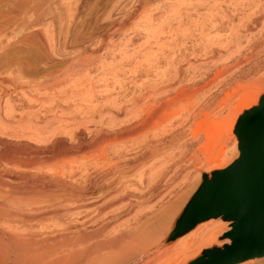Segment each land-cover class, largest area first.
<instances>
[{"label": "rangeland", "instance_id": "374dc122", "mask_svg": "<svg viewBox=\"0 0 264 264\" xmlns=\"http://www.w3.org/2000/svg\"><path fill=\"white\" fill-rule=\"evenodd\" d=\"M47 1L0 0V26H3L6 22L11 23L9 27H3L4 29L0 27V36L3 35L4 39H2L4 41H2L3 45H5V42H7L6 44H11L8 48L9 51L0 57V79L23 77L25 80L30 79L33 83H39L49 79L53 73L60 72L66 66H69V69L74 66L78 70L73 68L76 72L75 74L72 73L69 86L67 87V92L70 95L72 90L76 89L72 93L71 104H78L80 98L77 96H82V101L79 105H84L87 111L89 110L88 108H91V105H94V107L96 105L95 108H91L92 112L89 110V113H86L84 110L85 112L82 111L78 118L87 116L84 119L85 121L93 117V120L90 119L86 123L87 129L94 131V129L98 128L97 122L94 124V121L97 120L103 124L102 129L105 132H109V120L112 116L118 114L119 118H121L124 115L123 111L118 109V106L129 104V101H131L130 97L135 94L138 95L140 91L143 92L145 90L144 92H146L153 90L156 86H164L170 79L174 88L172 87L170 92L165 94L166 96L163 94L157 95V97L151 96L152 98L147 99L146 102L156 106L160 100L172 97L171 100L174 102L167 101V108L165 107L167 105H162L163 108L160 106L161 108L159 109L162 110L157 111L160 114L158 115L157 113L155 118L156 113L154 111L151 113V117L154 115L152 122L156 121L157 123H151L148 126L149 128L147 127L148 130L146 129L144 133L145 137H151L155 133L162 136L164 153L158 157V160L155 159L154 161L152 159L154 162L151 161V163L154 165L153 169L155 168V171L149 166L151 164L149 161L147 164V169L149 170L144 172L151 171V173H156L161 168L163 170L160 169L161 176L159 177H162V179L158 178V180H163L164 182L156 181V183L159 182L157 184L158 194L150 196L151 199H149V195L146 194L144 196V191L140 188L144 186L142 176L136 174L139 172L138 169H133L132 171L136 173L130 172L129 176L132 177L133 174L131 183L135 184L127 187L132 192L130 190L127 191L130 193V202L133 204L134 210L136 211L140 207L139 211L138 209L136 211L137 213L139 212V215L134 213L135 211H131L132 214H136L134 219V215L132 217L131 213H128V207L126 206L125 208L123 207L122 212H127L122 215L123 217L125 216L124 218L128 216L130 223L134 224L136 220L139 221L137 217L141 221V218L144 220L146 217H158L161 213L169 214L177 203L178 206L169 214L171 217H169L171 229L169 228V233H166L167 236L165 235L162 241L156 243L157 245L155 244L156 248L159 245V247H165L172 243H180L185 239H188L187 245L189 243L195 244L201 237L198 238L194 235L190 237L189 235L197 228L201 230L203 224L207 223L208 230L205 233L206 235L202 236V238L204 237L203 240L214 233L217 235L216 239L214 238L211 244L203 247L196 256L185 259L186 261L183 264H190L197 258L204 257L205 251L208 249L221 248L224 244L229 243L227 232L231 228L232 222L223 221L231 219L223 218L221 215L215 216V218L212 217L215 221L221 222L213 228H210L208 218L205 220L199 219L196 222L194 221V224L192 223L186 227L175 238L169 239V236L174 225L181 220L180 218L185 213L187 205L203 181L210 174L229 167L238 158L237 139L234 132L232 134L229 133V129L233 126L234 131V125L237 121H235V116L242 106L241 103L252 97L253 92L259 88V83L263 85L260 98H264V0H146V3H144V0H49L48 3ZM213 4H215V7ZM219 8L230 12H228V20L230 21L227 20L229 23L227 27L230 28V26L233 27L234 25V27H239L240 25L249 27L248 33L243 38V42H245L246 38L249 40V44L241 50L240 54L244 55L250 51L249 47L251 45H258L247 57L246 63L241 68L233 71L231 78L223 79V83H217L216 81L217 73L221 74L222 70L224 72L222 64H218L216 67L212 66L210 67L211 69L205 71L197 66V63L203 60L202 57L204 58L203 53L206 49L203 44L205 43L206 45L207 43L206 36L214 38H211V40H216V38H220V35L228 33V31L217 33L210 31L208 33L205 32L201 36L198 32V27L195 26V21L204 20L205 16L208 17L205 20L210 19L211 15ZM19 24L24 26V28H16V25L18 26ZM12 25H14L13 29ZM38 27V30H44V33L48 35L55 32L58 38H61L60 41L63 42L62 50L64 49V52L57 53L54 56V61L47 60V55L37 49L25 36L28 32ZM200 37L203 39H200ZM199 41L201 42L199 43ZM95 49L96 52H94ZM97 50L99 51L97 52ZM94 53L99 55H96L98 58L92 57ZM84 54L88 55L89 58L88 56L86 58ZM182 58L190 60L196 68L186 67L187 70H184V72L176 69L178 68V62ZM86 59L90 60V62H87ZM94 59H97L98 66H96ZM77 61L81 62V64L84 61L86 62L81 65L83 70L80 69V63H77ZM120 64L123 65L119 67L118 65ZM90 65H93V67H90ZM88 68H90L91 72L86 70ZM78 71L79 73L77 74ZM84 74L85 76H83ZM175 74L178 79L175 77V80H173L172 76ZM192 77H194L195 81L191 80ZM73 80H76V83L74 82L75 85L79 83L78 89L73 85ZM95 80L98 83L93 85L96 82ZM207 82L210 83L204 87L205 90L200 91L199 87H203ZM90 86L97 88L102 86L101 89L104 87L102 91L106 94L101 91L98 92L100 88H98L99 90L96 88V91L95 88ZM83 89L84 91L87 90L88 95L93 93L90 95L91 97L86 94L87 99L85 98V101H89L92 98L89 103L86 101L87 105L84 104L83 99L86 96L83 94ZM93 90L95 92H92ZM1 92L0 115L3 123H0V141L14 145L18 142L14 137L15 134L22 133L25 136L26 133H29L27 128L16 122L20 121V119L27 120L31 118L32 122L41 125L46 113L42 111L43 109L38 110V107L36 108L37 105L30 107L17 93L9 92V94L2 96ZM75 96L77 98H74ZM88 97L90 98L88 99ZM74 101L77 102L75 103ZM91 101H93L92 104ZM7 102L13 105L14 110L12 113H10L11 111L9 112ZM146 102L145 104H147ZM208 102L209 108H203L204 104ZM149 104L146 107L150 109L153 106L151 107ZM101 105L104 107L101 108ZM84 107L82 106L83 109ZM35 109L37 111L34 112ZM96 109L99 111L97 112ZM83 112L84 114L86 113L85 116H83ZM99 116H101V120L98 119ZM6 119L10 122L8 123ZM85 138L90 139L91 135L86 134ZM20 141L21 143L37 147L36 143L29 140L28 137L21 138ZM104 146H101L100 143H95L90 148L79 151L77 153L79 155L69 159L64 167L40 168L28 173L35 176L42 175L43 177H54L60 180L78 182L81 179L80 174L82 172L80 171L88 167L89 164L96 162L102 147L108 152L116 147L113 144ZM0 150V171H4L9 166L6 165L3 159L2 147H0ZM123 154L125 155V153L121 155ZM18 171L23 173L24 169L19 168ZM88 171L92 170L89 169ZM134 179L135 182H133ZM109 186L105 185L106 189L114 187L113 184ZM139 189L142 193L139 192ZM139 194H143V196ZM146 196L149 197L147 198L149 201ZM137 197H140L138 198L140 201ZM144 200L148 202L146 203ZM135 203H137V206H135ZM165 208H169V211ZM92 214L89 213L87 215L93 216V218L84 217V215L78 217L79 215H77V220L81 223L84 222V225L88 226V228L90 226L94 227L99 219L90 220L95 219V215ZM83 217L94 223L96 221V224L92 225V222H90V224L86 225ZM175 246L172 247L173 250L171 248L168 249V253L164 252L165 254L167 253L166 258H164L163 253L164 259H171L174 256L178 257L179 260L183 258L185 253L181 252L182 248H179V245ZM195 251V248H191L187 251V254L190 255V253L192 254ZM251 258L238 264H264V256Z\"/></svg>", "mask_w": 264, "mask_h": 264}, {"label": "bare ground", "instance_id": "6f19581e", "mask_svg": "<svg viewBox=\"0 0 264 264\" xmlns=\"http://www.w3.org/2000/svg\"><path fill=\"white\" fill-rule=\"evenodd\" d=\"M144 3H146V0H144ZM215 4H213L214 7ZM228 12L227 10H220L219 8L214 14H210V19L205 20V18H208L205 16L204 20L198 22L195 21V26L198 27L197 29L201 36H203L205 32L208 33L210 31H214L216 33L228 31V33L223 32L224 34L220 35L221 37L216 38V40H211L213 37L209 38L206 36L207 43L206 45L205 43L203 44L206 49L203 53L204 58L202 57L203 60L197 63V66L202 68L204 71L211 69L210 67L212 66L216 67V65L222 64V66H224V72L222 70L220 72L221 74H218L219 72L217 73V83L222 82L223 79L226 80L231 78L230 76L232 75V72L241 68L242 65L246 63L247 57L258 46L257 44H253L251 47H249L250 51L247 50L248 52L244 55L240 54L241 50L249 44V40L246 38L245 42H243V38L245 37V34L248 33L249 27H247V25H240L239 27H234L235 25L231 27L229 25L230 28L227 27L229 24L228 21H230L228 20ZM10 25V22H6L0 27L6 28ZM13 27L14 25H12V29ZM16 28L22 29L24 26L19 24L18 26L16 25ZM38 29L39 27L35 28L33 31L28 32L25 36L37 49L41 50L47 55V60L54 61V56L57 53L64 52V49L62 50L63 42L60 41L61 38L59 39L55 32L48 35L44 33V30H42V32ZM62 38L64 37L62 36ZM2 39L3 35L0 36V57H2L5 52L9 51L8 48L11 45L6 44L7 42H5V45H3L4 39ZM200 39L203 38L200 37ZM200 42L201 41H199V43ZM98 51L99 50H97V52ZM94 52H96V49ZM96 55L98 54L94 53V56L92 57L95 58ZM84 56L86 57L88 55L84 54ZM78 57L80 58V56ZM78 57L77 59H79ZM86 60L87 62H90V60ZM96 60L94 59V62L97 64L96 66H98L99 64L96 62ZM79 61H77V63ZM85 61L82 64L86 63ZM79 63L80 69H82V64L81 62ZM178 63V68H175L182 70L183 72L184 70L186 71L187 68L194 67V64L185 58H182ZM122 65L123 64H120L118 66L120 67ZM91 66L93 67V65H90V67ZM73 68L71 66L69 69V66H66V68H62L63 70L61 69L60 72L56 74L53 73L49 79L39 83H33L30 79L25 80L23 77H20L23 80L13 77H8L5 79L3 78L2 80L0 79V91H2V96L9 94V92L17 93L30 107L37 105L36 108L38 107V110L43 109L42 111L46 113V117L42 124L39 123L41 125H37L35 124L36 122H32L31 118L27 120L20 119V121L16 122L29 130V133H26L25 136L22 133H17L14 135L18 141L17 144L12 145L0 141V147H2L3 150V159L6 165L11 167H7V169L4 171H0V264H183L186 261L185 259L196 256L199 251L203 249V247L211 244L214 238L216 239L217 235L214 233L203 240L204 237L202 238V236L206 235L205 233L208 230L207 223L203 224L201 230L197 228L191 233V235H189L190 237L193 235L195 237L197 236L198 238L201 237L199 238V241L197 240L198 242H195V244L189 243L187 245L186 242L188 239L186 240L183 238L185 240H181L182 242L180 243H167L169 245L165 247H159L160 245L158 244L159 246L156 248L155 244L163 240L170 228L169 214L178 206L176 202V205H174L169 214L159 213L160 215L158 217H146L144 220H142L143 218L140 217L141 221L139 217H137L139 221L133 220L135 221L134 224L130 223L131 221H129L130 219H128V216L124 218L125 216L123 217L122 215L127 211L128 213L135 211L133 204L130 202V193L128 192L129 190L131 191V189H127V187L134 186L135 184L131 183L133 174L132 177L129 176L130 172H134L132 171L133 169H138L139 172L134 173L138 174V176H142V182L144 183V186H142L143 188H140L142 191H144V196L148 194L150 197L158 194L157 184L163 181L158 180V178H160L159 176H161V172H159L161 168L156 172L157 174L151 173V171L144 172L145 170H149L147 169V164L149 161L151 163L152 159L154 161L155 159L158 160V157L164 153V143L161 139L162 136L158 133H155L152 134L153 136L151 137H145L144 133L151 123H157L156 121L152 122L154 115L151 117V113L153 111L156 113L154 116L155 118L158 113L157 111L162 110L159 108H161L162 105H167V101H172L171 99L173 97L166 100H160L156 106L150 105V102L148 101L149 103H147L146 100L152 98L151 96L157 97V95L168 94L171 88H174V86L171 85L173 82H171L169 79L164 86L161 85L162 87L156 86V88L153 90L147 89L148 91L146 92H144L145 90L143 92L140 91L138 92V95L134 92L135 95L130 97L131 101H129L130 103L128 102L129 104L118 106V109L122 110L124 115L122 114L123 116L119 118L120 116L117 114L112 116L109 120V132H105L104 129H102L103 124L97 120L94 121V124L97 122L99 127L93 131L87 129L86 126V123H88L90 119L93 120V117H90L89 120L86 119L85 121L84 119L87 117L85 114L89 113L88 111H91L96 107V105L95 107L94 105L92 106L91 104L93 101H91V104L89 105H91L92 109L88 108L89 110L87 111L84 105H79V103L82 101V96H77L76 94L74 95L80 98V102L78 100V104L76 103L77 101H74L76 104H71V96L76 89L72 90L71 95L67 92L71 75L72 73L75 74L76 72L73 70ZM194 68H196V66ZM86 70L90 71V68ZM80 72L82 73V71ZM78 73L79 71L77 74ZM176 74L172 76L173 80H175V77H177ZM83 76H85V74ZM176 79H178V77ZM191 80L195 81L194 77H192ZM74 82L76 83V80H73V83ZM75 83L73 85H75ZM95 83L98 82H94L93 85ZM209 83L207 82L205 83L206 85H203V87H199V90H205L204 87L208 86ZM259 85V88L253 92L252 97L241 103L242 106L235 116V121H237L234 125V131L233 126L229 129V133L232 134L234 132L237 139V145L239 149L238 153H240L242 147L241 129H255L256 120L261 121L264 125V116L262 114V104L264 103V98H260L263 85L261 83H259ZM75 86L77 88L80 85L78 83V85L76 84ZM95 86L90 87L95 88L96 90L97 87ZM103 86L105 87V85ZM101 87L98 86V88H100V90L97 88L99 90L98 92H104L102 91L104 87L103 89H101ZM95 90L92 92H95ZM83 92V94H85L84 96H86L87 90L84 91L83 89ZM92 94L87 95L90 96ZM104 94L106 93L104 92ZM76 96L74 98H77ZM90 97H88V99ZM85 98L87 99V96L83 99L85 102L84 104H86L87 101H85ZM91 99L92 98H90V100ZM89 101H87V103H89ZM145 102L153 107L150 109L147 108V104H145ZM173 102L174 101H172V103ZM9 105L10 104H8L9 112L11 111L10 113H12L14 110L12 107L13 105ZM103 107L104 106L101 108ZM165 107L167 108L168 105ZM203 108H209V102L205 103ZM37 109H35L34 112L37 111ZM29 110L31 111V109ZM84 110L86 111L85 114ZM99 110H97V112ZM82 111H84L83 116L85 117L81 118V116L78 118V115L80 116ZM104 112L108 113L106 111ZM159 114L160 113H158V115ZM100 117L101 116H99L98 119H100ZM1 119L2 118L0 115V123H3ZM159 119L161 118L159 117ZM86 134H90L91 138H85ZM24 137H28L29 140L36 143L37 147L31 146L27 143H21L20 139ZM95 143H100L101 146L113 144L116 147L113 150L111 149L112 151L110 152L102 147L100 155H98L99 158L96 159V162L89 164L88 167L80 171L82 172V175L80 174L81 179L78 182L60 180L54 177H43L42 175L35 176L28 173L29 171L39 170L40 168L64 167L67 161H69L71 158L73 159V157H75L79 151H84L86 148H90V146L94 145ZM122 153H125V155H121ZM151 164L149 166L152 167L151 169H153L154 165ZM19 168L24 169V172H19ZM89 169L92 171L89 172ZM153 170L155 171V168ZM217 172L210 174L197 189L196 193L187 205L185 213L183 216H181V220H179L174 225L169 239L175 238L185 229H183V225L190 214L194 203L193 201L197 196L202 194L203 188L209 184H212L217 179ZM160 179H162V177ZM156 181L159 182L156 183ZM133 182H135V179ZM112 184L114 185L113 188L106 189L105 185L110 187L109 185ZM139 192H141L140 189ZM132 195L134 196V194ZM139 195L143 196V194ZM149 197L146 196V199ZM138 198L140 197H137V199ZM149 199H151V197ZM149 199L147 200L149 201ZM101 200L102 202L100 203ZM138 200L140 201V199ZM148 201H146V203ZM135 204V206H137V203ZM125 206L128 207L129 210L127 209L126 212H122V209H124ZM139 208H137L138 211ZM168 209L167 211H169ZM136 211L134 213L139 215V212L137 213ZM89 213H93L95 215V219L90 220L94 221L99 219L97 224L96 221L94 223L84 219V217H91L90 215H87ZM134 213H131V215L132 217L134 215L135 219L136 214ZM77 215H79L78 217L84 215L83 220L86 221V225L92 222V225L96 224V226H90V228H88V226L86 227L84 222H78ZM91 218H93V216ZM201 219L205 220L206 218ZM207 220L209 221L210 228H213L214 226L221 223L220 221H215L212 219V217H209ZM223 221L233 222V220ZM227 239L230 240L229 238ZM175 245H179L180 247H177L182 248L181 252L183 251V254L185 253L183 258L179 260L178 257L176 258L174 256L171 259L168 257V259H164L166 258V254L169 251L168 249H172V247ZM191 248H195L196 251L188 255L187 251H189ZM211 250L212 249H208L206 251L204 250L205 256L201 258L208 256ZM164 252L167 253L165 254ZM163 253L165 256L164 258ZM262 256L264 255H246L240 259L226 264H238L250 257L253 259ZM201 258H197L190 264H195V261Z\"/></svg>", "mask_w": 264, "mask_h": 264}, {"label": "water", "instance_id": "95a60500", "mask_svg": "<svg viewBox=\"0 0 264 264\" xmlns=\"http://www.w3.org/2000/svg\"><path fill=\"white\" fill-rule=\"evenodd\" d=\"M241 134L238 158L203 188L183 225L184 229L198 219L221 215L233 220L227 232L230 242L195 264H226L246 255H264V125L256 120L255 129L242 128Z\"/></svg>", "mask_w": 264, "mask_h": 264}]
</instances>
